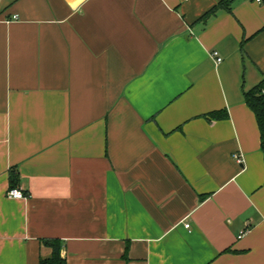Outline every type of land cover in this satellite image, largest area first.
<instances>
[{
	"label": "crops",
	"instance_id": "obj_1",
	"mask_svg": "<svg viewBox=\"0 0 264 264\" xmlns=\"http://www.w3.org/2000/svg\"><path fill=\"white\" fill-rule=\"evenodd\" d=\"M262 80L264 0H0V264H264Z\"/></svg>",
	"mask_w": 264,
	"mask_h": 264
},
{
	"label": "trees",
	"instance_id": "obj_2",
	"mask_svg": "<svg viewBox=\"0 0 264 264\" xmlns=\"http://www.w3.org/2000/svg\"><path fill=\"white\" fill-rule=\"evenodd\" d=\"M244 102L253 111L260 132L261 145L264 147V80L243 93ZM10 188L18 183V173H10ZM43 243L50 248L47 257H40L38 264H66L63 254V243L59 238H45Z\"/></svg>",
	"mask_w": 264,
	"mask_h": 264
},
{
	"label": "built area",
	"instance_id": "obj_3",
	"mask_svg": "<svg viewBox=\"0 0 264 264\" xmlns=\"http://www.w3.org/2000/svg\"><path fill=\"white\" fill-rule=\"evenodd\" d=\"M256 1L261 2L263 0H256ZM14 18H16V15L14 16ZM211 54L215 58L216 63H219L222 60L221 56H219L217 51H212ZM236 157H237V160L240 161L239 157L238 156H236ZM6 195L10 198H15V199H23L26 197L25 194L23 193V191L17 187L9 188L6 192ZM188 226H189V224L186 223L185 227H188ZM242 235H243V232L240 233L239 237H241Z\"/></svg>",
	"mask_w": 264,
	"mask_h": 264
}]
</instances>
